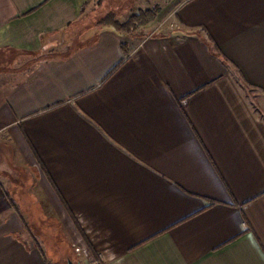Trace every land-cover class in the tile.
Masks as SVG:
<instances>
[{
    "label": "crops",
    "instance_id": "crops-1",
    "mask_svg": "<svg viewBox=\"0 0 264 264\" xmlns=\"http://www.w3.org/2000/svg\"><path fill=\"white\" fill-rule=\"evenodd\" d=\"M110 1L0 0V264H264V0Z\"/></svg>",
    "mask_w": 264,
    "mask_h": 264
},
{
    "label": "rangeland",
    "instance_id": "rangeland-1",
    "mask_svg": "<svg viewBox=\"0 0 264 264\" xmlns=\"http://www.w3.org/2000/svg\"><path fill=\"white\" fill-rule=\"evenodd\" d=\"M181 1L182 0H111L110 3H107L108 7L106 10L110 8L112 11L116 12V14H122L120 19L123 22H126L130 16L135 15L140 11L155 8L158 9V16L153 23L140 28L129 35L131 40L139 42L151 35L171 33L176 28L175 11ZM253 101L257 103L254 99ZM260 113H262V111ZM71 250L73 254L65 256L59 249H55V251L52 249L51 254L49 255L50 264H69V262H73L74 264H84V261H89V264H97L94 258H84L83 255L81 256L80 249H77V251L79 250L78 253L80 256L74 254V248Z\"/></svg>",
    "mask_w": 264,
    "mask_h": 264
},
{
    "label": "trees",
    "instance_id": "trees-1",
    "mask_svg": "<svg viewBox=\"0 0 264 264\" xmlns=\"http://www.w3.org/2000/svg\"><path fill=\"white\" fill-rule=\"evenodd\" d=\"M158 12L159 10L156 8L140 11L137 14L130 16L129 19L123 23L117 19L116 15L110 14L101 21V24L111 25L120 33L130 35L140 28L153 23L158 16ZM123 48H125L124 45Z\"/></svg>",
    "mask_w": 264,
    "mask_h": 264
},
{
    "label": "water",
    "instance_id": "water-1",
    "mask_svg": "<svg viewBox=\"0 0 264 264\" xmlns=\"http://www.w3.org/2000/svg\"><path fill=\"white\" fill-rule=\"evenodd\" d=\"M69 264H74L73 262H69ZM79 264H81V263H79Z\"/></svg>",
    "mask_w": 264,
    "mask_h": 264
},
{
    "label": "built area",
    "instance_id": "built-area-1",
    "mask_svg": "<svg viewBox=\"0 0 264 264\" xmlns=\"http://www.w3.org/2000/svg\"><path fill=\"white\" fill-rule=\"evenodd\" d=\"M79 251V250H78Z\"/></svg>",
    "mask_w": 264,
    "mask_h": 264
}]
</instances>
